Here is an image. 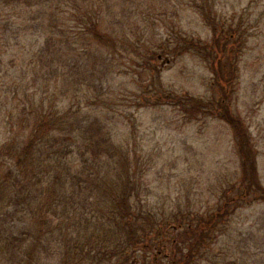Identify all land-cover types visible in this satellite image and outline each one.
<instances>
[{
	"label": "rangeland",
	"instance_id": "rangeland-1",
	"mask_svg": "<svg viewBox=\"0 0 264 264\" xmlns=\"http://www.w3.org/2000/svg\"><path fill=\"white\" fill-rule=\"evenodd\" d=\"M68 2L62 12L65 22L73 26L77 14L83 16L93 8L100 30L110 34V42L115 40L120 51L95 41L93 50L99 64L107 66L110 73L89 79L78 92L73 84L57 87L56 91L68 92L60 101L62 108L71 111V118L84 120L85 125L98 121L105 126L118 146L116 159L122 151L129 156L131 182L140 192L136 193V204L156 213L158 221L171 220L165 225L167 230L153 232L139 245L134 256L143 261L144 256L150 260L159 255L162 263L169 261L174 248L189 247L183 253H192L190 264H264V201L249 195L237 199L241 159L233 130L220 117L219 105L222 100H227L226 105L230 102L231 110L248 126L259 151L258 170L264 184V0H78L79 6L76 0ZM24 4L5 5L0 0V38L8 28L10 43L16 42L12 29L18 22L28 23L26 16L34 12L33 6ZM216 22L219 28L215 30ZM234 29H238L235 36L230 34ZM34 33L33 41L39 31ZM200 39L216 47L213 66L187 47ZM0 43L1 144L9 136L26 138L27 129L22 124L34 119L31 102L43 93L45 82L44 73L39 71L40 87L34 85L32 68H27L23 79L21 61L12 62L17 45L5 53L4 41L0 39ZM231 62L236 66V77L230 82ZM215 69L219 76L224 70L229 77L217 79ZM161 85L178 96L215 100L217 110L186 112L170 98L157 101L156 97L163 95ZM17 96L23 98V107ZM6 166L2 161L3 172ZM117 169L123 172L119 162H111L99 172L98 179L93 177L94 187L101 188L93 192L92 202L100 200V208L110 200V178L116 177ZM13 201L9 197L0 203V214L5 212L0 218V236L14 240L33 229L34 236L36 220L31 212L23 211L32 209ZM35 202L38 207L44 200L40 197ZM71 210L65 225L73 218L74 222L81 219L79 211L75 215ZM175 213H193L196 219L190 223L185 218L186 224H180L172 221ZM210 218L218 220L212 228L207 225ZM56 223L58 219L52 227ZM198 224L210 229L202 233L207 239L204 243L199 239ZM69 231L78 237V229ZM84 232L89 236L80 229V234ZM16 259L21 260L19 256L7 260L0 250V264H26ZM55 262L49 259L48 264Z\"/></svg>",
	"mask_w": 264,
	"mask_h": 264
},
{
	"label": "trees",
	"instance_id": "trees-1",
	"mask_svg": "<svg viewBox=\"0 0 264 264\" xmlns=\"http://www.w3.org/2000/svg\"><path fill=\"white\" fill-rule=\"evenodd\" d=\"M68 1L70 0H4L5 5L23 2L24 5L34 7V12L26 16L29 18L28 23L18 22L12 29V37L16 39L14 44L10 43L8 28L4 29V36L0 39L4 41L2 48L5 53L12 51L13 46L17 45L18 52H13L12 62H15L14 59L21 61L23 79L27 77V68H32L31 73L36 74L33 78L34 85L40 87L39 71L44 73L42 81L45 84L43 93L34 96L31 102L33 109L30 113L34 115V119L30 122L28 120V125L22 124L24 130L27 129L26 138L18 140L9 136L0 144V203L12 197V203H21L31 208L32 211L26 208L23 211L32 213L36 220V234L32 237L34 229L32 233L22 232L14 240L10 236H0L2 255L7 260H14L19 256L21 260H16L26 264H33L34 260L36 264H48L49 259H55L54 264H190L192 253H183L189 247L174 248L169 261L162 263L159 255L150 258L151 261L148 256H144L143 261L134 256L140 250L139 245L146 242L153 232L167 230L165 225L171 223V220L165 218L158 221L156 213L136 204V196L140 192L137 185L134 186L131 182L129 156L122 151L119 159H116L118 146L111 141L105 126H101L98 121L85 125L84 120L77 116L75 118L79 120L71 118V111L62 108L60 101L68 92L56 91L57 87L62 85L69 88L73 84L78 92L80 86L89 79H94L99 74L108 77L110 73L107 66L102 68L103 65L99 64L97 52L93 50L95 41L106 42L107 46H115L120 51L115 40L110 42V34L100 30L99 17L93 8L88 9L83 16L77 14L76 24L73 26L68 21L65 22L62 12ZM76 2L78 4V0ZM218 28L219 24L216 22L213 29ZM37 31L38 38L33 41L34 32ZM236 32L238 33V29L230 34L235 36ZM25 38L28 41H24ZM187 47L190 50L193 48L212 66L217 62L216 47L208 42L201 39L198 42L191 41ZM230 66L232 76L227 80L232 81L236 77V66L233 62ZM215 72L219 80L228 76L224 70L219 72L220 76L216 69ZM161 90L163 95L156 97L157 101L170 98L186 112L213 113V110H217L215 100L203 102L189 94L178 96L172 90L166 92L168 89L162 85ZM17 97L23 107V98ZM87 98L92 99L89 94ZM224 102L227 100L219 103L222 106L220 117L230 124L241 159V174L236 183L239 195L237 199H244L249 195L264 201V184L258 170V148L244 120L231 110L230 102L228 105ZM2 161L7 165L4 172L1 169ZM111 162H119L123 172L117 169L116 177L113 175L110 178L113 193L107 205L100 208V200L92 202V197H95L92 196L93 192L101 188L94 187L93 182L96 180L93 177L98 179L99 172ZM106 184L109 185V182ZM40 197L44 202H37L36 207L35 201ZM72 208L75 215V211H79L81 219L74 222L73 218L72 223L65 225L64 221L71 217ZM1 213L0 218L5 215V212ZM174 216L172 221L177 220L180 224H186L185 218L190 219V223L196 219L193 213H182L181 216L175 213ZM82 218L86 224H83ZM55 219L59 223L52 227ZM217 222V219L210 218L207 225L212 228ZM71 228L78 229V237H74L73 232L69 231ZM197 228L199 239L204 243L207 239L202 233L208 228L205 229L201 224ZM80 229L88 231L89 236L85 232L80 234ZM65 230L67 235H64ZM30 238H33L31 244Z\"/></svg>",
	"mask_w": 264,
	"mask_h": 264
}]
</instances>
